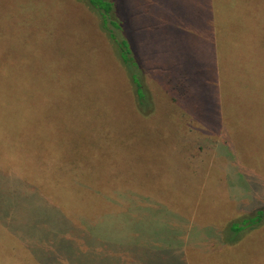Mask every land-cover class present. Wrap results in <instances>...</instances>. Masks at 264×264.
<instances>
[{
  "label": "rangeland",
  "instance_id": "obj_1",
  "mask_svg": "<svg viewBox=\"0 0 264 264\" xmlns=\"http://www.w3.org/2000/svg\"><path fill=\"white\" fill-rule=\"evenodd\" d=\"M113 1L144 102L87 0H0V264H264V0Z\"/></svg>",
  "mask_w": 264,
  "mask_h": 264
},
{
  "label": "trees",
  "instance_id": "obj_2",
  "mask_svg": "<svg viewBox=\"0 0 264 264\" xmlns=\"http://www.w3.org/2000/svg\"><path fill=\"white\" fill-rule=\"evenodd\" d=\"M89 3H91V5L96 9L101 11L100 14L102 15L105 24H104V30L107 32V34L109 35V37H111V39L113 40L114 44L116 45V49L118 52V55L120 56L122 62L124 63L125 67H127V70L129 72V75L131 77V80L134 84L135 87V92L138 95L139 99H144L147 97V93L144 90V86H143V82H142V78L140 75V63L137 60V57L135 56V50L132 46L131 43V38L130 35H128V32L125 30V36L123 37L122 40H117L116 39V32L115 30L110 28V24L112 23H117V21H121L123 22L125 20L124 16H120V13H117V8H116V2H114L113 0H87ZM170 7V12L173 16H178L179 14L182 15L183 14V9L179 8L178 6H176L174 3H171ZM119 21V22H120ZM174 25H178V23L176 22ZM124 26V25H123ZM121 27V25H120ZM190 67H191V71L196 73L197 76L199 75L200 78L198 79V81L201 82V86H205V76L202 75L201 73L197 72L198 70V66L196 65V63L194 62H189ZM203 90V89H202ZM204 92V91H203ZM201 93V91H200ZM145 101V99L143 100V102ZM144 105V104H143ZM263 217V213L261 215H255V216H251L247 219H244V221H248L247 224H256L258 225ZM238 223V222H237ZM240 224H237L236 226L232 225L231 227V231H242V229H244V226H238Z\"/></svg>",
  "mask_w": 264,
  "mask_h": 264
}]
</instances>
